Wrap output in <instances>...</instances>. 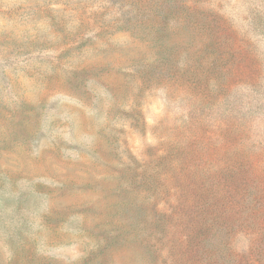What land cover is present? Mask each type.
Returning a JSON list of instances; mask_svg holds the SVG:
<instances>
[{"label": "rangeland", "instance_id": "rangeland-1", "mask_svg": "<svg viewBox=\"0 0 264 264\" xmlns=\"http://www.w3.org/2000/svg\"><path fill=\"white\" fill-rule=\"evenodd\" d=\"M0 264H264V0H0Z\"/></svg>", "mask_w": 264, "mask_h": 264}]
</instances>
